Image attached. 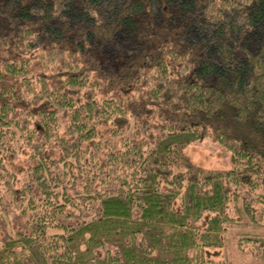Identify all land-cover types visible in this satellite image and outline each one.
Masks as SVG:
<instances>
[{"label":"trees","instance_id":"trees-1","mask_svg":"<svg viewBox=\"0 0 264 264\" xmlns=\"http://www.w3.org/2000/svg\"><path fill=\"white\" fill-rule=\"evenodd\" d=\"M0 53V264H219L264 231V0H0Z\"/></svg>","mask_w":264,"mask_h":264},{"label":"rangeland","instance_id":"rangeland-1","mask_svg":"<svg viewBox=\"0 0 264 264\" xmlns=\"http://www.w3.org/2000/svg\"><path fill=\"white\" fill-rule=\"evenodd\" d=\"M3 54L0 53V62L2 61ZM129 90L137 91L134 79L127 84ZM133 100V98H132ZM131 100V101H132ZM144 105L140 103V107L143 110L155 118L160 117V112L151 111L154 109L143 101ZM186 154L190 157L191 161L202 168L208 170H222L228 171L234 168L233 159L231 153L220 142L213 140L211 137H206L191 143L185 148ZM25 163V157L22 158L20 163L15 162V166L23 167ZM239 233H251L259 234L264 237V231L254 230L253 228H236L232 230V236L225 250H219L217 252H211L207 256L208 260H213L219 264H263L262 260H259L252 253L242 252L237 243L236 238ZM252 249V246H249Z\"/></svg>","mask_w":264,"mask_h":264}]
</instances>
